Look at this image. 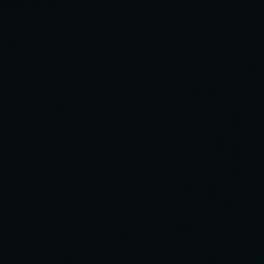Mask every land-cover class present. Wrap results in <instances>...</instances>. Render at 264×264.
I'll use <instances>...</instances> for the list:
<instances>
[{"label":"water","instance_id":"water-1","mask_svg":"<svg viewBox=\"0 0 264 264\" xmlns=\"http://www.w3.org/2000/svg\"><path fill=\"white\" fill-rule=\"evenodd\" d=\"M0 264H264V0H0Z\"/></svg>","mask_w":264,"mask_h":264}]
</instances>
